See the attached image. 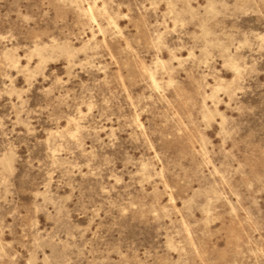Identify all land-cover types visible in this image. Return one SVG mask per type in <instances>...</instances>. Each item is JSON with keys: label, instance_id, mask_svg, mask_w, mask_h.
Masks as SVG:
<instances>
[{"label": "rangeland", "instance_id": "374dc122", "mask_svg": "<svg viewBox=\"0 0 264 264\" xmlns=\"http://www.w3.org/2000/svg\"><path fill=\"white\" fill-rule=\"evenodd\" d=\"M0 264H264V0H0Z\"/></svg>", "mask_w": 264, "mask_h": 264}]
</instances>
